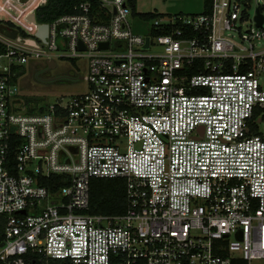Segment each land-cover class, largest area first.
I'll use <instances>...</instances> for the list:
<instances>
[{
    "label": "built area",
    "instance_id": "1",
    "mask_svg": "<svg viewBox=\"0 0 264 264\" xmlns=\"http://www.w3.org/2000/svg\"><path fill=\"white\" fill-rule=\"evenodd\" d=\"M47 1L0 0V264L264 260V0L252 17V0L160 14L148 35L132 31L135 0L38 23ZM80 58L85 92L18 103L13 68ZM94 179L124 182V214H89Z\"/></svg>",
    "mask_w": 264,
    "mask_h": 264
},
{
    "label": "rangeland",
    "instance_id": "2",
    "mask_svg": "<svg viewBox=\"0 0 264 264\" xmlns=\"http://www.w3.org/2000/svg\"><path fill=\"white\" fill-rule=\"evenodd\" d=\"M262 4L263 0H252L249 16L252 17L256 6ZM133 10L132 31L136 34L148 35L153 26L152 18H144L143 14L199 15L204 11V0H135ZM238 27L244 33L250 28V22L238 23ZM230 36L237 38V32H232ZM258 47H264V40L258 44ZM56 65L55 69L51 70L41 60L26 65L25 74L17 82L20 91L18 103L24 104L26 99L30 98L33 102L29 106L37 109L45 105H54L60 99L66 102L70 97L87 90L86 82L79 79L87 74V59H56ZM261 81L264 86V78ZM257 128L264 134V119L257 123ZM250 264H264V260L253 261Z\"/></svg>",
    "mask_w": 264,
    "mask_h": 264
},
{
    "label": "trees",
    "instance_id": "3",
    "mask_svg": "<svg viewBox=\"0 0 264 264\" xmlns=\"http://www.w3.org/2000/svg\"><path fill=\"white\" fill-rule=\"evenodd\" d=\"M81 0H48L45 4L36 8L35 16L38 23H49L58 17L74 13L75 6ZM166 1V0H163ZM212 0H204V13L211 11ZM160 14H143L144 18L151 19ZM4 52V46L0 42V54ZM17 76L25 74V68H13ZM32 99L27 98L25 104L28 106V113L36 109L29 105ZM42 109V108H41ZM63 176H53L49 179H42V184L51 191L64 185ZM125 184L120 179L100 180L94 179L90 182V208L89 214L119 216L126 211Z\"/></svg>",
    "mask_w": 264,
    "mask_h": 264
},
{
    "label": "water",
    "instance_id": "4",
    "mask_svg": "<svg viewBox=\"0 0 264 264\" xmlns=\"http://www.w3.org/2000/svg\"><path fill=\"white\" fill-rule=\"evenodd\" d=\"M256 20H257V25L258 26H260L261 25V23H262V15H261V13H260V11H259V9H257L256 10ZM29 20L30 21H33L34 19H33V16H31L30 18H29ZM40 31L42 30V27L39 29ZM9 37H15L16 36V31H13V32H11L9 35H8ZM55 67H56V64L55 63H53V62H48V64H47V68L48 69H55ZM80 80H81V77L79 78ZM23 214H24V212H22Z\"/></svg>",
    "mask_w": 264,
    "mask_h": 264
}]
</instances>
